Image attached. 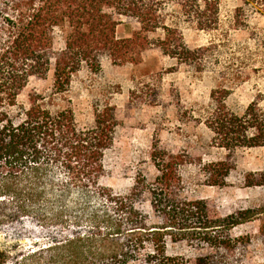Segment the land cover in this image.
<instances>
[{
  "label": "trees",
  "instance_id": "16d2710c",
  "mask_svg": "<svg viewBox=\"0 0 264 264\" xmlns=\"http://www.w3.org/2000/svg\"><path fill=\"white\" fill-rule=\"evenodd\" d=\"M174 1L199 30L218 25V0ZM247 13L264 18V0H240L239 23ZM126 20L139 27L119 39L117 28ZM157 31L164 35L157 40L163 55L190 59L181 36L177 45L168 43L175 30L154 0H0V264L24 247L37 248L28 254L35 264H185L167 254L168 241L231 249L224 232L239 224L237 218L219 216L207 201L177 196L178 169L155 150L150 160L157 176L146 189L161 226H150L136 207V188L123 196L104 186L116 109L108 102L95 106L93 125L80 128L67 99L76 74L99 73L104 56L115 67L138 63L151 44L147 34ZM58 33L62 48L54 56ZM52 59L50 93L33 92L26 105L19 103L29 79L45 77ZM216 107L206 124L218 148L264 145L255 105L240 117L222 101ZM216 168L208 169L210 185L222 184L226 175L218 180Z\"/></svg>",
  "mask_w": 264,
  "mask_h": 264
},
{
  "label": "rangeland",
  "instance_id": "374dc122",
  "mask_svg": "<svg viewBox=\"0 0 264 264\" xmlns=\"http://www.w3.org/2000/svg\"><path fill=\"white\" fill-rule=\"evenodd\" d=\"M154 1L165 25L175 30L168 43L177 45L181 36L192 56L181 62L163 55L157 40H164V35L157 31L147 34L151 44L136 64L115 67L102 57L99 73L82 70L72 79L67 99L76 124L91 127L94 107L104 102L115 107L118 126L104 156L101 183L123 196L136 188L140 192L136 207L150 226L163 224L150 208L146 189L157 176L152 150L177 167L180 182L173 187L177 196L207 201L219 216L237 218L239 224L224 232L232 240L231 249L168 241V255L183 258L185 264H264V145L218 148L206 124L222 101L239 117L255 105L264 125V18L247 13L239 23L235 9L240 0H218V25L199 30L182 17L174 0ZM138 27L136 21L126 20L116 36L131 38ZM62 41L58 33L54 56ZM53 66L54 59L45 77L29 79L19 103L26 105L33 92L50 93ZM213 165L217 178L226 174L220 185H210L208 169ZM36 249L24 247L5 264H35L28 254Z\"/></svg>",
  "mask_w": 264,
  "mask_h": 264
}]
</instances>
